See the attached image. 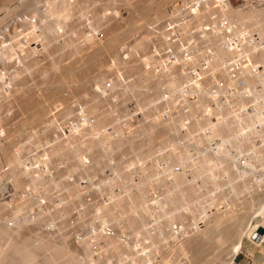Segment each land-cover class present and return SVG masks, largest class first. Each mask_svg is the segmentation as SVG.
<instances>
[{
	"label": "bare ground",
	"instance_id": "obj_1",
	"mask_svg": "<svg viewBox=\"0 0 264 264\" xmlns=\"http://www.w3.org/2000/svg\"><path fill=\"white\" fill-rule=\"evenodd\" d=\"M41 1V5L35 6L31 14L19 17L20 21H17L15 25L10 23L11 28L7 37L0 39L2 62L17 56L19 61L23 65L25 64L24 67L28 69L30 65L33 66L38 62V54L49 53L50 45H52L50 43L59 36V32H66L70 18L77 10L83 19L89 18L87 8L80 4H73L80 0ZM167 1L169 0H140L137 3L139 6L137 5L136 8L139 7L145 14L146 12L150 13L154 19L167 15L168 30L170 32L177 30L183 36L182 32L186 26H182L181 23L186 19V15L179 12V9L184 7L193 13L192 16H195L197 26L203 25L208 30L207 37L204 39L209 42L198 58H191V55L185 54L184 57L177 56L174 62L169 61L166 64V58L155 57L152 60L151 53H147L152 69L159 66L158 73L160 74L157 75V83L166 84L174 90L178 83L175 81L173 70L182 68L183 63L185 64L187 60L193 73L185 75L187 80H184L189 85L187 87L191 88L190 93L193 90V94H197L195 97L209 93L208 90L212 89L213 84L221 86L224 84L223 86L227 88L229 84L242 81L240 93L231 95L230 98L227 96L228 103L226 102V106L220 111L212 112V107H209L212 114L218 115L217 122L207 120L201 125L199 132L196 127H192V132L198 133L188 135L192 144L181 141L170 143L169 149H165L159 158V162L164 163L163 167H157L156 163L145 166L143 165L145 162L143 156L137 157L136 160L128 162L124 167L138 163V167H135L143 174H139L136 178L132 177V179L130 176V181L122 177L120 167H113V174L109 182L111 185L113 183L114 185L120 184L121 189L119 187L120 191L116 193L110 191L109 196L107 195L108 202L106 199L105 201L102 199L103 202L95 205L96 211H100L99 214H96L97 217L102 218L95 235L87 236L81 241L86 250L85 256L80 258L70 253L63 245L43 242L30 247L28 241L15 239L0 245V264H15L18 259L24 261L32 259L37 255L38 250L49 251L44 254V262L47 264H98V260L92 255L93 250L105 252L109 246L118 256L112 261V264H148L152 261V257L156 256L159 257V264H215L223 258L225 260L219 264H231L241 251L243 238L247 232L253 244L262 246L264 242V6L260 7L258 4L250 3L252 0H225L227 2L224 0H203L204 3L202 0H181V4L175 3L174 0L166 10ZM261 2L264 0H258V3ZM173 11L179 13L172 15ZM4 17L0 18V22ZM130 22L131 28L138 27L135 21ZM68 28H70V34H73L71 26ZM94 29L90 34L79 31L78 38H83V41L90 45L96 44V33L92 32ZM254 31L257 38L253 36L252 32ZM247 32L249 33L245 35ZM32 43H36L35 46H31ZM65 43L68 46L73 43V40L67 38ZM38 44H40V48H37ZM136 45L143 47L144 42L136 40ZM52 47H54V43ZM30 54L35 55L30 57ZM110 58L111 66L117 67L120 63L117 56ZM51 64L54 65L55 62ZM198 66L204 67V69L197 70ZM47 69L40 70L46 72ZM232 72L235 73L233 76ZM5 74L6 72L3 71L1 74L0 71V88L5 85L3 83ZM217 74H219V78ZM57 83L54 82V84ZM259 85L260 88L257 89ZM17 86L19 85L17 84L15 87ZM203 88L205 90L209 88L208 92H203ZM3 91L1 88L0 95L3 94ZM187 91L189 92V90ZM176 96L169 95L170 101L173 99L176 102L174 98ZM26 98L29 100L28 97ZM249 103H251L250 109L248 108ZM187 106L189 111H194V104L189 102ZM95 109L93 108V111ZM81 110L84 123H87L90 121L86 116L89 112L85 114L83 107ZM38 112V116L43 114ZM93 117L89 127L77 124L75 129L72 128L69 135L64 137L65 142L51 146L41 155L22 159L19 151L20 145L15 143L0 145V152L2 151L7 162L11 163L13 167L15 166L18 171L12 169L13 176L11 175V177L14 178L15 183L17 185L21 183L20 173L30 172L32 178L39 179L41 173H38L33 165L38 163L41 167L46 166L51 162L54 154H59L72 145H75L74 152L77 155H83L85 160L87 156L82 153L88 151L96 141H109L113 147H119L121 141L111 139L112 135L106 133L104 119L98 113ZM50 121L49 118L42 120L46 124ZM25 122L27 123V121ZM126 129L131 132L129 128H123V130ZM212 141L215 142L212 143ZM213 145H216L215 149H213ZM83 146L85 148H82ZM108 157L106 156V158ZM236 159L249 167L234 168L233 160ZM129 174L131 173L129 172ZM119 178L120 181H118ZM45 180L47 185L57 186L60 183L55 182L56 179L52 178H45ZM157 181L160 182L158 184L162 189L154 194L153 191L158 186ZM29 189L34 191L37 188L33 185L29 186ZM72 193V191H67L68 196H71ZM241 193L243 196L246 195L245 198L242 197L244 200L239 199ZM247 196L251 199L246 200ZM151 197L155 198L152 204L150 203ZM242 204L250 208L249 213L252 218L254 215H259L262 218L260 225L256 224L250 229L251 225L243 224L245 222L243 220L247 221V219H245L246 214L243 216L241 208L244 206H241ZM114 208L118 210L117 215L112 213ZM19 210L20 207L16 209V212ZM102 210L109 218H103ZM59 212L62 215L63 211ZM18 217L26 219L22 213L17 214L15 219ZM111 220L116 221L117 224L119 222L126 223L131 227L136 235L140 236L139 247L134 248L128 241H121L118 237L106 235V225ZM9 222L10 220L0 225V237L9 234L11 230ZM247 222L249 224V221ZM17 226L19 225L17 224ZM259 230L260 232H258ZM179 236L182 238L178 239ZM62 237L63 239L67 238L63 234ZM171 241H173L172 245L168 246ZM223 254L225 255L223 256ZM65 255L63 260L57 262V259ZM262 258H264V252ZM257 264H261V262Z\"/></svg>",
	"mask_w": 264,
	"mask_h": 264
},
{
	"label": "rangeland",
	"instance_id": "obj_2",
	"mask_svg": "<svg viewBox=\"0 0 264 264\" xmlns=\"http://www.w3.org/2000/svg\"><path fill=\"white\" fill-rule=\"evenodd\" d=\"M135 1L137 0H80L79 2L77 1L78 3L74 2L73 4H80L88 9L87 15L89 18L87 20L83 19L77 10L70 18L66 32H59V36L50 43L52 45H50L49 53L38 54V62L36 64L30 65L26 69L24 67L25 64L23 65L17 56H14L11 60L6 59L3 62L0 59L1 74H3V71L6 72V76L3 77L5 85L3 84L4 86L1 87L4 91L0 95V145L5 146L13 143L20 145L19 151L22 159L41 155L43 151L51 146L65 142L64 137L69 135V131L72 128L74 130L76 127L69 128L67 122L75 117L78 108L82 109V107L85 109V114L86 112L90 113L86 115L90 121L85 122V126L82 124L84 127H89L90 122L93 121V116L98 113L104 119L106 133L112 135L111 139H119L121 141L119 147H113L109 141H96L88 151L82 153L87 156L85 157L87 158L86 160L83 155H77L74 152L76 150L74 149L75 145H72L63 152L54 154L51 162L46 166L41 167L38 163L33 165L38 170V173H41L38 177L39 179L32 178L30 172L26 174L20 173L19 179L21 183L19 185L11 177V175L13 176L12 169L18 172L17 169L7 162V158L4 157L1 151L0 225L10 220L11 230L8 235L0 237V245L3 243L7 244V242L15 239L28 241L30 247L44 242L46 244L63 245L70 253L80 258L85 256L86 250L83 244L80 243L81 246L79 247L74 241V234L68 228L67 222L73 215L77 214V209L83 211L82 208H84L85 211L80 220L83 223H89L96 221L98 218L100 224L102 217H97L96 214H99L100 211H96L95 205L105 201V199L108 202V193H116L121 189L120 184L114 185L113 183L111 185V182H109L113 174V167H120L122 177L129 180L130 176L132 179V177L136 178L139 174H143L137 169L138 163L124 167L128 162L136 160L137 157L143 156V160H145L143 165L145 166H150L152 163H156L157 167L164 166V163L159 162V158L165 149H169L170 143L181 141L192 144V140H189L188 135L198 134L192 132V127H196L199 132V128L207 120H212L216 123L218 115L215 116L211 111H220L226 106L227 96L230 98L231 95L240 93L242 81H239V84H229L227 88L223 86L224 84L222 86L213 84L211 86L212 89H202L203 92L209 91V93L195 97L197 94H193V90L190 93L191 88L187 87L189 85L185 81L188 73H191L188 72V69L192 71L191 65L187 60L185 64L183 63L182 68H175L176 71L173 70V74L176 77L175 81L178 83L174 90L170 89L166 84H158L156 78L160 74L158 73L159 66L152 69L151 60L147 57V53H151L152 60L155 57L166 58L165 64L169 61L174 62L177 57L174 60L169 59L168 57L173 59L174 53L172 50L170 52L169 48L164 49V46H161V41L150 42V33H153V31L148 29V24L157 23V26H160L165 22V25L163 24V26H160L161 28L159 27L161 29L159 39L169 42V38L171 39L172 36V41H177L180 44L178 49L184 51L185 54L191 55V58H198L201 51L208 46L209 41L204 39L207 37L208 30L203 25L197 26L195 16H192L193 13L181 7L179 12L186 15V19L181 23L182 26H186L184 32H182L183 36L177 30L170 32L168 30L169 20L167 15L166 17L163 15L158 19H154L150 13L146 12L145 14L139 7L137 9L136 6H139L137 3L140 0L138 2ZM172 1L174 0L166 2L167 6L164 5L166 10ZM253 1L260 7L264 6V2L258 3V0H252L250 3L254 4ZM41 3V0H15L9 10L0 14V18L5 16L0 25L2 23L15 25L17 21H20L18 20L20 19L19 17L31 14L35 9L34 7L41 5ZM238 6L241 5L238 4ZM179 12L173 11L171 14L175 15ZM130 21H135L138 27L131 28ZM125 25L129 26L126 27ZM69 26H71L75 34H70ZM91 26L95 28L92 31L93 34L96 33V44L93 43L92 45L83 41V38L79 39L77 35L79 31L90 34L93 29ZM248 33H245V35ZM252 33L257 38L255 31ZM67 38L73 40V43L68 46L65 43ZM136 40L143 41L144 46H135ZM53 43L54 47H52ZM35 44L32 43L31 46H35ZM154 44L160 45L161 50L159 51ZM40 47V44H38L37 48ZM33 55L35 54H30V57ZM115 55L120 63L117 67H112L110 57ZM52 62H55V64H51ZM39 68L41 70L44 68L48 69L43 72ZM196 69L203 70L204 67L198 66ZM164 70L166 69L164 68ZM234 74V72L231 73L232 76ZM217 77H220L219 74H217ZM54 82L57 84H54ZM17 84L19 86L15 87ZM259 88L260 85L257 86V89ZM214 92L216 93L214 94ZM189 94L192 96L190 95L189 97ZM169 95H177L178 97H174L176 102L173 99L171 101L174 102H171ZM189 102L194 104V111L187 109ZM92 106L96 108L95 112ZM209 107H212L211 111ZM250 107L251 103L248 104L249 109ZM37 111L43 114L40 113L41 116H38ZM46 118L51 119L48 124L42 122ZM60 123L63 126V130L58 129L61 128ZM26 125L27 127H25ZM82 125L78 126L81 127ZM123 128H129L131 132L127 129L123 130ZM13 138L18 139L14 141ZM216 139L218 140L219 138L217 137ZM82 148L85 147L83 146ZM106 156L109 157L106 158ZM233 162H235L234 168L249 167L237 159L233 160ZM21 168L24 170L23 166ZM45 178L56 179L55 182H60L62 185L60 183L57 186L47 185ZM118 181H120V178ZM158 182V186L153 191L154 194L162 189ZM28 185L31 187L34 185L37 189L32 191ZM67 191H72V195L68 196ZM149 194L151 193L149 192ZM245 196L241 193V198L239 196V199L244 200ZM45 197L50 205L56 204V207L60 208L55 207L52 211H48L47 214L46 209L49 206L39 207L40 200L45 201ZM242 197L244 198L242 199ZM246 198V200L251 199L248 196ZM102 199L104 200L101 201ZM154 199V197L150 198L151 204ZM235 199L237 200L236 197ZM241 206H244L241 208L243 216L246 214L245 219L249 221V224H247L246 220H243L246 223H242L246 226L251 225L250 229L256 224L260 225L262 218L259 215H254L252 218L249 213L250 208L243 204ZM18 207H20V210L16 212ZM116 209L112 210L113 215L118 214ZM60 210L63 211L62 215H60ZM247 212L251 217L248 216ZM21 213L26 219L23 220V217L15 219L16 215ZM33 213H38L39 215L37 214L33 217ZM101 215H103V218H109L106 217V212L103 210ZM110 224L120 233L132 239L128 241L132 247H139L140 236L136 235L134 230L127 226L126 223L119 222L117 224L116 221L111 220L106 226ZM81 227L85 229L87 226L83 225ZM62 234L66 235L67 238L63 239ZM181 238V236L178 237V239ZM172 243L173 241L168 246H171ZM37 252L34 258L25 261L18 259L15 264H47L44 262V254L49 251L38 250ZM263 252L264 242L261 247L256 246L250 241L247 232L243 238L241 251L236 258L241 259V264H254L255 261L256 264L260 262L263 264ZM92 255L98 260V264L106 256L107 259L118 258L117 253L110 246L107 247L105 252L95 249ZM65 257L66 255L57 259V262ZM236 258L231 264H238ZM158 259V256L152 257V261L148 264H159ZM224 260V258L223 260L220 259L215 264H219V262Z\"/></svg>",
	"mask_w": 264,
	"mask_h": 264
},
{
	"label": "built area",
	"instance_id": "obj_3",
	"mask_svg": "<svg viewBox=\"0 0 264 264\" xmlns=\"http://www.w3.org/2000/svg\"><path fill=\"white\" fill-rule=\"evenodd\" d=\"M225 2H227V1H225ZM253 2H254V4H256L255 1H253ZM175 3L181 4V0H175ZM202 3H204L203 0H202ZM162 25H163V23H162ZM162 25H160V26H162ZM148 26H149L148 29L150 31L151 30L153 31V33H150V36H151L150 42L153 43L154 41H161V46L163 45L164 46V49H168L169 48L170 49L169 50L170 52H171V50L173 51V53H174L173 59L170 58V57H168L169 59L174 60L175 57H177V56L178 57H183L185 55V52L184 51H182L181 49H178V47L180 46V44H178L177 41H175V42L172 41V38H173L172 36H171V39L169 38V42H165V41L159 39V32H160L161 29H159L160 26H157V23L156 24H153V25H148ZM10 28H11L10 27V23H5V24L2 23L0 25V39H4L5 37H7L8 31H9ZM155 46L159 49V51L161 50L160 49V47H161L160 45L159 46L155 45ZM188 72L193 73L190 69H188ZM67 123H68V127L69 128L75 127L77 125V123H80V124H83L84 125L85 123H84V119H83L82 110L80 108H78V111H77L76 116L73 117L70 121L68 120ZM60 125H61V128H58V129L63 130V126H62L61 123H60ZM17 139H14L13 138L14 141H16ZM215 147H216V145H213V149H215ZM46 197H45V201L44 200H40L39 207L41 208L42 206H49L46 209V212L48 214V211H52L56 207V204H51L50 205L46 201ZM36 203H37V200H36ZM56 208H60V207H56ZM75 209H77V208H75ZM82 209H83V211H80V209H77V214L73 215L70 218V220L67 222L68 228L74 234L73 239L77 243V245H79V247L81 246V244H80L81 241L85 237H87V236L89 237V236H94L95 235V233L98 230L97 227L99 225V221L97 219L94 222L83 223V221H81L80 219H82V215H83V213H84L85 210H84V208H82ZM37 214L38 213H33V217H35ZM94 220H95V218H94ZM83 225H86L87 227L85 229H83L81 227ZM105 234L108 235V236H111V237H118L121 241H131L132 240V239H129L124 234L120 233L111 224L108 225V226H106ZM113 260H114V257L112 258V260H110V259H107V256H106V257H103L101 259L100 264H112V261Z\"/></svg>",
	"mask_w": 264,
	"mask_h": 264
},
{
	"label": "crops",
	"instance_id": "obj_4",
	"mask_svg": "<svg viewBox=\"0 0 264 264\" xmlns=\"http://www.w3.org/2000/svg\"><path fill=\"white\" fill-rule=\"evenodd\" d=\"M14 2H15V0H0V14H2L3 12H6L7 10H9ZM236 260H238L237 261L238 264H241V259L240 258H236Z\"/></svg>",
	"mask_w": 264,
	"mask_h": 264
}]
</instances>
